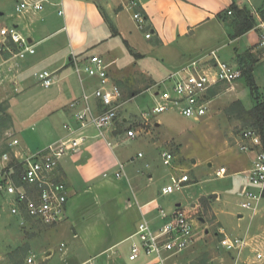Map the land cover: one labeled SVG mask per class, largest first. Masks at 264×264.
I'll return each mask as SVG.
<instances>
[{
	"label": "crops",
	"instance_id": "1",
	"mask_svg": "<svg viewBox=\"0 0 264 264\" xmlns=\"http://www.w3.org/2000/svg\"><path fill=\"white\" fill-rule=\"evenodd\" d=\"M2 1L4 0H0L1 10L3 8ZM36 1L42 2L43 9L40 11L30 10L22 14L16 13L17 17L12 25L34 46L35 55L19 61L12 55L17 51V47L13 45H10L13 53H0V74L2 76L0 105H7L8 116L13 124L21 129L25 120L18 122L16 117L14 118L13 109L17 110L20 106L34 104L29 111H23V113L21 111V114L26 121L32 119L37 125L38 139H40L38 149L33 150L27 143L20 145L19 139L13 138L12 140L19 142L18 145L11 146L10 153L2 155L7 154L10 160L14 158L17 161L42 150L53 142L70 137L71 135L68 130L64 129V125L74 129L78 127L74 113L81 110L82 104L80 103L75 108H70V104L75 100H80L83 93L91 95L97 88L98 82L96 78L75 74L71 66V55L80 59L89 55H98L105 63L110 82L119 90L120 82L110 77V70L124 71L129 65H135L141 73L151 79L149 83L155 82L156 85L168 75L192 61L204 57L206 42L213 38L214 27L217 29L228 18L226 16L218 17V15L223 14L234 3L233 0H16L15 7L21 2ZM132 3L135 6H132ZM129 9L133 11L132 16L134 12L143 14L146 19L144 31L139 32L133 17H128ZM2 14L0 13V16H3ZM9 27L1 25L0 30ZM252 31L254 30L249 32ZM254 32L257 34L256 38L252 40L246 51L253 54L262 53L257 46L258 32ZM147 33L151 34L148 39L145 37ZM117 40L124 44L127 54L123 55ZM143 41L151 44L148 48L151 51L168 50L167 54L170 56L171 64H169V68L164 69L166 75L159 81L153 79L154 75H150L145 67L139 65L146 61L145 56H147L138 46V42L143 43ZM262 61L264 58L259 62L256 61L255 64ZM34 70H50L57 73L55 75L56 90L42 98L33 87L36 84L33 73L37 72ZM72 75L76 76V83L72 80ZM113 75L115 76V74ZM14 84L16 85L14 86ZM232 88L230 87V89ZM20 93L21 97L16 98L18 96L16 94ZM223 95L224 93L218 94L213 98H220ZM90 105L92 110L96 111L97 103L92 98ZM35 118L37 119L35 120ZM122 122L126 123L127 121L122 119ZM157 122L146 135L150 133L152 135L151 142L159 147H164L163 152H166L168 141H159L155 137L156 129L161 125L159 121ZM114 125L103 132V137H98L92 127L85 128L82 130L85 141L80 149L75 152L69 151L60 159L56 169L57 180L66 185L68 194L76 193L79 190L89 194L92 190L93 194L89 198L90 203L85 206L84 210L90 206L95 210L93 211L94 216L87 223L82 221L75 227L71 225L73 247H69L66 252L63 251L62 258L56 264L59 262L61 264H83L87 261H91L93 264H149L145 257H140L135 261L128 260L131 243L129 237L135 232L142 219L148 220L154 227H157L161 223L158 214V209L161 207L152 197H147L142 204L138 203L137 197L140 195L135 192L134 186L139 189L140 177L138 175L141 172L134 168L133 171L128 172L130 175L127 176L125 164L126 162L129 164L133 158L130 160L123 158L114 150L117 145L133 139H127L126 132L123 136L114 135ZM129 127L131 124L127 125L126 130ZM135 132L139 137L144 131L142 129ZM21 133L23 132L20 131ZM78 135L77 132L72 136ZM138 154L139 152L136 156L140 158ZM2 155L0 156V171L5 163L7 164L2 160ZM252 159V154L237 155L234 158V163L239 165V171L233 174H241L247 170L251 166ZM121 166L122 169H120ZM116 167H118V171H114L113 176L118 172L122 173L121 177L124 176L134 203L121 191H111L112 187L109 183H106V186L98 185L97 189L94 188L99 177H107V172ZM225 168L228 173V168ZM150 181L151 175H148V182ZM116 189H120V187H116ZM95 190H99V192ZM212 195L215 197L211 198ZM209 199L217 200L218 195L211 194ZM69 205L67 201L61 221L68 218ZM178 206L180 205L177 204L175 208ZM237 218L240 222L243 216L237 215ZM259 219L264 222V206L263 214L259 215ZM59 226L57 225V228ZM260 228H262L261 233H245L243 236H238L245 238L248 244L244 250L246 257L242 254L241 264H247V260H254L255 256L251 258L250 255L254 253L256 246L260 243L264 245V225ZM220 232L223 237L221 229ZM63 247L64 245L61 243L58 250L61 252ZM228 255L230 260L234 256V254ZM44 259H50V255L45 256ZM222 262L227 264L224 259L220 260V263Z\"/></svg>",
	"mask_w": 264,
	"mask_h": 264
},
{
	"label": "rangeland",
	"instance_id": "2",
	"mask_svg": "<svg viewBox=\"0 0 264 264\" xmlns=\"http://www.w3.org/2000/svg\"><path fill=\"white\" fill-rule=\"evenodd\" d=\"M238 1L241 2V0ZM238 1H235L237 6L249 12L259 11L264 20V0L244 1L241 5ZM15 2L16 0L2 1L3 8L0 9V13H3V16H0V26L12 27L17 17ZM129 10L128 17H132L133 11ZM254 21L255 26L257 22ZM232 22L233 19L228 17L224 23L220 24V27L217 29L214 27L213 38L206 42L207 46L203 53L204 62L212 60L210 51H214L215 57L220 62L235 64L237 56L248 50L257 34L252 31L231 39ZM116 42L120 44L119 49L122 50L123 55L127 54L124 44L120 40ZM149 44L144 41L143 43L138 42L140 49L147 55L145 56L146 61L139 65L145 67L150 75H154L153 79L159 81L166 75L164 69L170 67V56L167 54L168 50L165 51V49L163 51L149 50ZM254 55L257 62L264 58V55L259 52ZM127 67L124 71L110 70V77L120 82L119 103L122 104L118 110V120L113 132L114 135L123 136L127 125L130 124L135 131L143 129L144 132L133 140H126L117 145L114 150L123 158L129 160L133 158L129 164L128 162L125 164L127 176L130 175L128 172L133 171L134 168L142 173L138 175L140 177L139 189L134 186L135 192L140 195L137 197L138 203L142 204L147 197H152L156 199L165 213L170 214L177 204L189 212L194 228L192 243L184 253L177 257L176 264H223V262L220 263L221 259H224L227 264L230 263L229 253L218 243L222 237L220 229L223 234L233 238L243 236L245 233H261L262 228L260 227L264 225V222L259 219V215L263 214L264 201L259 205L258 214L252 217L249 211L239 206L243 200L239 189L244 184V180L242 174H233L239 171V165L234 163V158L243 153L239 151L235 139L242 129H251L249 128L251 126L237 120L236 113L232 112L235 103H240L245 110H251L256 104L255 97L264 98V61L253 65L252 77L257 86V94L251 93L247 79L242 77L232 84H220L209 93L208 99L211 102L204 117L197 120L186 119L179 114L177 108L172 107L161 114L149 116L147 125L141 121V114H150L155 104L153 94L164 87H155V82L149 83L151 79L141 73L135 65ZM55 75L57 73L54 74V80H56ZM71 78L74 83L77 82L75 75ZM33 87L42 98L56 90L55 83L48 89H43L37 84ZM230 87L233 88L230 89ZM136 92L137 94L134 95ZM223 93L224 95L220 98H213ZM16 95L18 99L21 97V93ZM33 105L28 104L18 107L17 110L13 109L14 118L16 117L18 122L25 120L21 129L13 124L11 118L6 125L1 127L0 156L4 152L10 153L7 146L9 149L13 146L9 145L12 144L13 138L19 139L20 145L27 143L33 150L38 149L40 139H38L37 125L32 119L26 121L21 114V111L22 113L29 111ZM1 107L8 114L7 105L3 104ZM122 119H126L127 122L123 123ZM157 121L161 125L156 129L155 137L159 141L167 140V151L174 155L168 166L163 164L161 157L164 147L154 145L150 140L152 135L150 133L146 135L154 124L158 123ZM58 126L60 127L59 122ZM20 131L23 133L20 134ZM138 152L141 153L140 158L136 156ZM220 166L227 167L229 170L227 176L221 179L213 175ZM117 168L108 171L107 177H99L94 188L97 189L98 185L106 186V183H109L112 187L111 191H121L133 202L124 176L119 179L113 176V172L118 171ZM182 174H186L189 178V181L183 184V188L172 194L163 195L161 190L170 183V177L172 175L179 177ZM148 175H151L150 182H148ZM95 191L99 192V190ZM92 194V190L89 194L81 190L72 194L67 193L70 211L68 218L57 224L60 225L59 228L56 224L46 226L38 222H27L21 226L19 218L10 213L11 201L7 197H0V264H56L60 261L61 253L73 247L72 226L75 227L82 221L87 223L94 216V207L90 206L84 210L85 206L90 203L89 198ZM211 194H217L218 199H209ZM237 215L243 216L240 222L237 220ZM61 243L64 247L60 252L58 248ZM255 249L263 255L258 264H264V245L260 243ZM48 255L50 259L45 260L44 257ZM243 256L246 257V252ZM254 256V253L250 255L251 258ZM29 258H32L31 263H28Z\"/></svg>",
	"mask_w": 264,
	"mask_h": 264
},
{
	"label": "built area",
	"instance_id": "3",
	"mask_svg": "<svg viewBox=\"0 0 264 264\" xmlns=\"http://www.w3.org/2000/svg\"><path fill=\"white\" fill-rule=\"evenodd\" d=\"M233 1L235 4V1L238 0ZM244 1L249 2V0L238 2L241 5ZM132 6L135 4L132 3ZM42 9L41 1L21 2L16 5L15 12L22 14L30 10L40 11ZM251 12L257 22L252 30L258 32L257 46L264 55V20L259 11ZM227 14L230 16L232 13L227 11ZM132 17L137 28L144 31L146 19L143 14L134 12ZM150 36V33L145 35L147 39ZM0 37V53H13L10 49V45H13L17 47V51L12 55L19 61L35 55L34 46L14 26L1 29ZM210 55L212 60L204 62L201 58L192 61L157 83L155 87L163 86L164 89L157 90L153 94L155 97L154 107L150 114H141V121L147 123L149 116L161 114L172 107L177 108L179 114L186 119L197 120L204 117L211 102L208 99L209 93L218 85L232 84L242 76V71L236 63L220 62L214 52H211ZM71 66L75 74L96 78L98 82L97 88L91 95L83 93L80 100H75L70 104V108L82 104L81 110L74 113L78 127L74 129L64 125V129L68 130L70 137L53 142L42 150L22 158L18 161L21 165L18 170L8 166L10 158L7 154L2 155V160L7 164L5 163L0 171V197H7L11 201L10 213L19 218L21 226L27 222L52 226L62 220L68 191L66 185L57 180L56 169L60 159L69 151L75 152L80 149L85 141L82 130L92 127L98 137H103V132L111 128L118 120V110L122 105L119 103L121 93L118 87L110 82L103 59L98 55H89L81 59L71 55ZM54 74L52 71L41 70L34 72L33 77L37 85L48 89L55 83ZM1 80L0 74V82ZM16 89L15 91H17ZM91 98L97 103L96 111L91 108ZM77 132L79 135L73 137L72 135ZM125 137L127 139L137 137L133 127L126 130ZM17 143V140H13L11 145ZM235 143L241 153L253 155L251 166L241 172L244 184L239 189L240 195L243 197L239 206L254 216L264 200V145L261 136L254 129H242ZM138 157H141L140 153ZM161 157L166 166L170 165L173 159L170 152H163ZM121 174L118 172L115 177L119 178ZM213 175L215 178H224L227 175V170L225 167H220L214 171ZM14 177L17 182L14 181ZM188 181L189 178L186 174L179 177L172 175L170 183L162 188L161 193L163 195L172 194L183 188V184ZM188 213L180 206L170 214L159 208L158 214L161 223L157 227H154L148 220L142 219L135 232L129 237L131 243L128 260L135 261L140 257H145L149 264H176L177 257L184 253L192 243L194 228ZM218 243L227 253L234 254L229 264L242 263V254L248 247L245 238H232L223 234ZM253 252L254 260H247V264H257L262 260L263 255L260 252L257 250ZM31 262L32 258H29L28 263ZM83 264L93 263L87 261Z\"/></svg>",
	"mask_w": 264,
	"mask_h": 264
},
{
	"label": "trees",
	"instance_id": "4",
	"mask_svg": "<svg viewBox=\"0 0 264 264\" xmlns=\"http://www.w3.org/2000/svg\"><path fill=\"white\" fill-rule=\"evenodd\" d=\"M227 11H231L232 14L229 16ZM225 16L233 19L232 34L230 35L231 39L240 37L254 28L255 18L252 12H249L245 8H240L234 3L231 4L229 9L223 14L218 15V17L222 18ZM255 57L256 56L252 52L246 51L244 54L238 55L236 59V64L242 71L241 78L245 77L247 79L252 94H257V86L255 85L252 77L253 65L257 61ZM135 94H137V92L134 93V95ZM255 102L256 104L251 110H245L240 103H235L234 108H232V112L236 113L237 120L244 122L245 124H250L251 127L249 128L256 130V132L261 136L264 145V98H259L257 96L255 97ZM8 121H10V117L0 105V130L1 127L7 124L6 122ZM7 150L9 151L8 146ZM8 166L13 167L14 170H18L21 165L16 159L12 158L9 161ZM14 181L17 182L16 177H14Z\"/></svg>",
	"mask_w": 264,
	"mask_h": 264
},
{
	"label": "water",
	"instance_id": "5",
	"mask_svg": "<svg viewBox=\"0 0 264 264\" xmlns=\"http://www.w3.org/2000/svg\"><path fill=\"white\" fill-rule=\"evenodd\" d=\"M211 198H214L215 197V195H212V196H210Z\"/></svg>",
	"mask_w": 264,
	"mask_h": 264
}]
</instances>
